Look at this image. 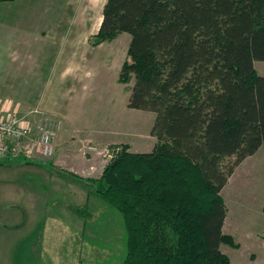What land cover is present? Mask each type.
Wrapping results in <instances>:
<instances>
[{
  "label": "trees",
  "instance_id": "1",
  "mask_svg": "<svg viewBox=\"0 0 264 264\" xmlns=\"http://www.w3.org/2000/svg\"><path fill=\"white\" fill-rule=\"evenodd\" d=\"M123 31L118 80L132 79L127 107L155 114V143L116 145L87 180L122 216V264H228L220 244H237L222 230L220 190L264 153V76L253 65L264 60V0H105L90 43Z\"/></svg>",
  "mask_w": 264,
  "mask_h": 264
},
{
  "label": "rangeland",
  "instance_id": "2",
  "mask_svg": "<svg viewBox=\"0 0 264 264\" xmlns=\"http://www.w3.org/2000/svg\"><path fill=\"white\" fill-rule=\"evenodd\" d=\"M104 2H0V106L16 108L15 100L5 95L23 96L17 109L23 113L43 96L66 112L67 120L77 124L83 135L90 132L98 141L127 139L132 150L151 151L155 114L127 107L132 79L118 80L127 58L129 33L120 32L112 40L98 43L99 47L87 43ZM72 54L82 60L88 73L82 77L86 95L70 103L64 82L71 76H61ZM253 65L264 76V60H254ZM82 78L77 80L82 83ZM77 112L81 118L73 122ZM140 142L147 145L136 146ZM108 147L119 152L116 146ZM54 154L31 160L0 159V264H122L127 238L122 216L95 197L87 182L98 178L103 168L92 173H79L80 168L71 172L51 161ZM78 185L87 193L89 190L87 196L93 195L96 203L89 199L87 207H73L66 199ZM220 194L227 208L224 232L237 244H220L228 264H264L262 147L231 173ZM73 219L79 220L77 225Z\"/></svg>",
  "mask_w": 264,
  "mask_h": 264
},
{
  "label": "crops",
  "instance_id": "3",
  "mask_svg": "<svg viewBox=\"0 0 264 264\" xmlns=\"http://www.w3.org/2000/svg\"><path fill=\"white\" fill-rule=\"evenodd\" d=\"M100 20H101V17L96 22L94 32L91 33L87 37V43L91 47H96V45H91L90 39H91V35L96 33L99 27V24H100ZM100 45L101 44L99 45L97 44V47H99ZM87 73H88L87 70H83L82 60L78 59V57L75 54H72L71 60H69L67 64L64 66L62 76H61L62 78H64L67 75L71 76L67 81L65 80L64 82V87L66 89V94H67V97L70 103H73L76 101L79 102L80 99L84 98V96L86 95L87 87L85 86V83L82 77H85ZM79 76L82 78V83H80V81L77 80ZM5 97L10 98V100H15V103L13 106L16 107V109H20L19 100L24 98L23 96L17 97V96L5 95ZM39 100H40L39 104H35V106L40 108L43 111L44 115L48 117V119L50 120L52 124L53 130H54L55 154L51 159V161H53L54 164L59 163L61 164L62 167L64 165L71 172H77L78 168H80L79 173H82V174L94 172V170L96 169L91 170L89 166L98 165L99 157H97V155H94V154H89V153L83 154L82 153V150L86 148L85 146L89 142L95 143L97 145H108V146H116V145L118 146L119 144H127L129 147L128 148L129 151L148 152L144 150H132L131 149L132 143L130 140H127V139H121V140L105 139V140L98 141L97 139L94 138L93 134L90 132L87 133L86 135H83L81 130L78 128L77 124H73V123L70 124V120H67L68 116L66 115V112L47 103L43 96H41ZM77 113L73 115V122L78 121L81 118L80 112H77ZM154 143H155V138L152 137V141L150 142L149 146L153 147ZM145 145L147 144H142V142L136 144V146L138 147L145 146ZM254 153L252 155L247 156L243 161H241L240 164H242L244 161L252 157ZM240 164L237 165L234 168V170L237 169V167H239ZM84 189L85 188L81 187L80 185H78L76 188H72V190L68 192L69 197L66 200L72 201L71 204L75 208L76 207H82V208L87 207V202L89 201V199L92 200L91 201L92 204L96 203L97 200H95L93 196L94 194L93 195L90 194L92 196L89 197L87 196L88 195L87 191ZM39 192L41 193V190ZM63 195L64 193H62V196ZM73 220H74V223H76L77 225L79 220H76V219H73ZM224 227H225V218H224V222L222 226L223 232H224Z\"/></svg>",
  "mask_w": 264,
  "mask_h": 264
},
{
  "label": "built area",
  "instance_id": "4",
  "mask_svg": "<svg viewBox=\"0 0 264 264\" xmlns=\"http://www.w3.org/2000/svg\"><path fill=\"white\" fill-rule=\"evenodd\" d=\"M85 147L83 154H94L101 159L98 165L89 166L91 170L103 168L116 152L108 145H96L92 142ZM54 151V130L40 108L33 107L20 113L16 108L0 106V159L49 157Z\"/></svg>",
  "mask_w": 264,
  "mask_h": 264
}]
</instances>
